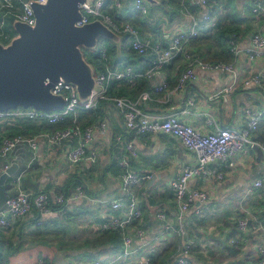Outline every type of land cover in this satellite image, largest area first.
Returning a JSON list of instances; mask_svg holds the SVG:
<instances>
[{
	"label": "crops",
	"instance_id": "1",
	"mask_svg": "<svg viewBox=\"0 0 264 264\" xmlns=\"http://www.w3.org/2000/svg\"><path fill=\"white\" fill-rule=\"evenodd\" d=\"M132 1L121 0L120 7L116 8V16L120 17V22L128 21L133 25L141 40L151 47L170 49L175 33L188 30L192 19L200 22L201 16L204 13L209 15L210 10H213L209 15L211 22L199 25L198 39L205 37L207 32L208 36L213 35L219 23L232 24L234 27L226 60V63L232 64V73L203 69L198 64L208 61L211 53H220L215 42L185 44L180 54L159 69L156 77L147 78L144 73L153 60L150 51L143 55L134 53L135 57H129L127 55L132 51L125 36L117 44L104 41L102 45L106 47L108 66L113 69L130 67L136 74L133 78L111 83L107 94L111 97H128L143 112L173 113L182 122L202 133L214 129V124L206 123L209 116L220 127L241 130L248 122L246 109L261 113L255 129L249 135V142L229 159L233 162L232 166H228L227 161H217L205 165L189 178V188L206 193L207 199L191 203L184 212L183 220L186 235L194 241L190 263L260 264L264 255V182L259 187H253V182L264 173V54L249 57L248 49L252 34L264 35V16L251 9L254 1L264 5V0H211V4L207 3L206 7L195 5L189 0L188 8H195L193 13L184 5L173 13V6L168 1L165 5L159 0L154 4L147 1L148 13L145 16L132 10ZM231 43L237 54L230 51ZM189 60L197 61L194 63L195 79L178 86V76ZM98 62L99 67L94 68L102 71L100 59ZM254 75L259 76L260 84L245 85L244 81ZM161 84L165 85L163 91L156 92L154 88ZM228 87L230 89L226 92ZM76 120L81 128L92 127V140L88 148L97 152L96 162L89 164L80 161L76 165L67 163L66 153L75 146V138L58 144H49L39 139L35 149L17 145L5 158H0V174L5 165H16V171L0 186V207L4 199L15 192L16 187L29 193L43 191L54 197L68 179L78 178L82 184V196L74 198L80 185L72 187L66 196L69 197L68 202L61 209L42 217L41 223L56 226L80 221L83 238L98 235L100 223L109 214V201L119 196L124 197L119 160L124 154L123 143L131 140L137 151V156L130 159L131 170L140 176L151 175L149 179H141L134 189L137 205L142 213L141 224L147 234L158 232L161 223L156 214L162 211L175 227L178 207L169 183L183 169L196 164V154L184 148L176 137L164 133L138 135L127 131L117 110L108 101L99 102L92 110L79 111ZM100 121H104L106 125V131L101 135L96 128ZM44 124L47 123L0 119V142L3 138L16 134L33 137L46 133L35 131ZM117 136L121 138L120 143L115 139ZM253 145L261 149L260 157ZM17 176L19 179L14 180ZM124 210L122 208L110 215L121 217ZM38 218L37 213L31 210L24 217L10 219L8 226L0 228V249L4 243L5 252L10 250L7 247L10 236L18 238L27 230L37 229ZM239 219H245L248 227L243 232L245 241L234 244L230 240L238 233ZM253 226L261 228L254 229ZM135 229L134 224L128 227L132 248L139 244L134 235ZM148 238L146 235L145 242ZM181 243L182 238L179 236L164 234L159 243V253L164 249L177 253ZM157 246L146 243L134 258L143 257ZM38 262L42 263L41 260ZM88 263L89 261H79L74 264ZM31 264L36 263L31 260ZM125 264L138 263L130 260Z\"/></svg>",
	"mask_w": 264,
	"mask_h": 264
},
{
	"label": "built area",
	"instance_id": "2",
	"mask_svg": "<svg viewBox=\"0 0 264 264\" xmlns=\"http://www.w3.org/2000/svg\"><path fill=\"white\" fill-rule=\"evenodd\" d=\"M108 0H88L80 5V19L76 21V26H81L98 19L113 32L120 36H125L128 40L129 48L132 52L143 55L147 52L153 54L152 65L144 73L147 78L156 77L159 74V69L170 61L175 55L182 51V47L199 36V25L210 23L208 13L201 16L200 22L195 19L191 20V26L188 30H181L175 33L171 39V48L160 49L159 47H151L146 41L141 40L138 30L128 21L116 23L110 15L104 12ZM193 4L206 7L208 0H190ZM46 0H0V42L6 45L16 34L13 29V23L19 21L28 26H33L35 16L29 3L44 4ZM112 6L118 8L121 5V0H113ZM252 12L262 14L264 16V5L259 1H254L251 5ZM132 10L136 13L145 16L148 13L147 0H133ZM187 14L188 11L184 10ZM190 15V14H189ZM11 18V23L8 24V19ZM230 51L237 54L235 46L231 43ZM106 47L102 45L100 49L99 59L102 63L103 70L95 71V84L97 88L84 101L80 102L75 94L73 85L58 81L53 85L51 92L53 94H61L65 101L62 109L44 112L32 108H16L8 111H0V119H23L35 121L37 123L57 124L63 121L66 117H71V125L53 132L39 133L33 137H25L22 135H14L5 137L0 142V158H5L17 145H27L31 149H35L39 139L47 141L49 144H58L63 140L75 138L76 144L66 153V160L69 165H76L80 161H85L93 164L97 159V152L88 148L89 142L92 140V127L87 126L81 128L76 120L79 111H89L97 107L99 102L108 101L117 110L118 115L127 131L135 134L147 133H164L176 137L180 143L189 151L196 154V164L191 167H186L179 176L170 181L169 187L173 193L174 200L178 207V213L175 216L176 226L167 218L164 212H158L156 218L161 223L158 232L147 234L144 227H137L134 230L139 244L132 248V238L128 234V227L138 223L141 225L142 213L137 205L134 189L141 179H149L150 174L140 176L131 170L130 159L137 156V151L131 140L123 143V152L119 160L121 168V187L123 195L109 201V214L105 215L104 220L99 225V232L118 231L121 233L122 242L120 250L112 255L111 258L103 257L100 260L90 261L88 264H125L130 260H136L138 264H149V256L153 253H159V243L163 239V235L173 233L182 238V243L179 251L173 255L168 264H189L190 251L194 245V241L189 238L184 229L183 220L184 212L189 205L194 201H205L206 193L189 188L188 180L197 171L210 163L217 161H227L228 166H232L233 162L229 159L233 157L240 149L245 147L249 142V135L255 129L256 124L261 117L260 112H253L248 109L245 114L248 116V122L241 130L224 128L215 124L214 119L209 116L206 123L214 124V129L210 132L202 133L198 129L182 122L177 115L173 113L158 114L143 112L136 106V102L128 97L109 96L107 94L108 87L115 81L133 78L136 74L130 67L122 69H113L108 66ZM264 54V35L254 33L250 37V47L248 49L249 57L261 56ZM189 59V57H187ZM195 60H189L178 76V86H182L186 82L195 79L194 63ZM203 69L211 71H219L222 73H232V64L223 61H206L199 62ZM245 85H259L260 80L258 75L251 76L244 81ZM165 85L161 84L155 87L156 92L163 91ZM230 87L225 91H229ZM167 99V97H166ZM105 122H98L96 127L98 133L104 134L106 131ZM118 143L121 138L115 137ZM8 165H5V170ZM17 176L14 180H18ZM13 180V181H14ZM264 182L263 175L253 182V187H259ZM82 186L77 188L74 198L82 196ZM15 192L6 197L0 207V228H4L10 224V219H17L26 216L31 210H35L40 217L37 224H41L42 217L54 212L50 206L65 205L69 197L56 195L50 197L46 192L39 191L29 193L16 187ZM124 208L121 217L110 215L115 211ZM238 233L232 239L231 243L237 244L244 240L243 232L247 229L248 224L245 219L237 220ZM254 229L261 228L258 226ZM148 235V240L145 242V237ZM245 241V240H244ZM146 243L158 245L156 248L149 250L143 257L135 259L137 251L146 246ZM154 247V246H152ZM151 247V248H152ZM41 262H38L40 264ZM42 264V263H41ZM260 264H264V255L260 259Z\"/></svg>",
	"mask_w": 264,
	"mask_h": 264
},
{
	"label": "water",
	"instance_id": "3",
	"mask_svg": "<svg viewBox=\"0 0 264 264\" xmlns=\"http://www.w3.org/2000/svg\"><path fill=\"white\" fill-rule=\"evenodd\" d=\"M86 1L29 3L35 16L34 25L13 23L16 35L6 45L0 42V111L62 109L63 96L51 92L60 80L74 86L80 102L97 88L96 69L85 60L83 50H95L100 38L117 44L122 36L98 19L76 26L80 5ZM147 1L156 3V0ZM253 148L260 157L261 149L257 145ZM15 171V164L7 167L0 174V186Z\"/></svg>",
	"mask_w": 264,
	"mask_h": 264
},
{
	"label": "trees",
	"instance_id": "4",
	"mask_svg": "<svg viewBox=\"0 0 264 264\" xmlns=\"http://www.w3.org/2000/svg\"><path fill=\"white\" fill-rule=\"evenodd\" d=\"M161 2L162 5L168 4L170 6H173V10L172 12L175 13L177 9L183 8L181 7L182 5H184L186 8H188V4L189 0H159ZM218 2V0H216ZM113 0H108L104 9V12L107 13L108 15H110L112 17V19L116 22V23H120V17L116 16V8L115 7H110L112 6ZM182 2V4H181ZM171 3V4H170ZM208 4H211V0H209ZM190 9V10H189ZM189 12L193 13L195 12V8L194 7H190L188 8ZM213 10L209 11V15L212 14ZM1 15H5V13L0 14ZM119 18V19H118ZM8 24L11 23V18L8 19ZM208 24L203 23L202 25H206ZM234 31V27L232 26V24H225V25H221L220 23L218 24L217 27V31L213 34V35H209V32L205 33V37H202L200 39L195 38L190 42H194L199 43L204 42L205 44H208V42H215L216 46L219 48L220 53L217 54L216 52L211 53V55L209 56L210 59H207L210 62H214V61H224L226 62L227 60V48L229 46L230 40H231V34ZM104 41L109 42L112 44V42L110 40L107 39H103L100 38L98 41V45L97 48L95 50H83V56L85 58V60L87 62H89L93 67L98 68L99 67V55H100V49L102 44L104 43ZM127 56L129 57H135L136 55L134 54V52H130ZM119 97H123V96H119ZM71 117H66L63 121H61L59 124H44L42 126V128H40L41 126H39V129H36L35 131L38 132H53L55 130L58 129H62L66 126L71 125ZM40 130V131H39ZM44 130V131H41ZM37 132V133H38ZM18 135V134H16ZM20 135V134H19ZM14 136V135H13ZM76 185H80L82 186L81 182L79 181L78 178H70L68 179L64 185L62 186V188L60 190L57 191L56 195H63L64 197L67 196V193H69V190L72 187H75ZM1 197V196H0ZM2 198V197H1ZM0 198V199H1ZM2 201V200H1ZM52 208V210L56 211L62 208V206L60 205H54V206H50ZM35 211V210H34ZM36 212V211H35ZM37 213V212H36ZM38 215V213H37ZM39 219V218H38ZM37 219V220H38ZM44 222H42L41 224L37 225V229H40L42 226H45V228L50 227L47 224H43ZM135 227H143V225H139L138 223L134 224ZM121 242H122V236L121 233L118 231H104V232H99L98 235L94 236V237H85L82 238L80 240L79 245L74 248L71 246L72 245L71 242H64L61 241V244L63 245L65 251L67 250V254H74L72 252H74L75 250H83V254L81 259H79L78 261H75V263L79 262V261H95V260H100L101 258L107 256V255H114L115 253H117L120 248H121ZM69 245V246H66ZM22 247V243H18L16 245L15 248V252L20 250V248ZM192 249V248H191ZM176 253L173 252V250L171 249H164L162 250L160 253H153L152 255L149 256L150 262L149 264H168L171 257L173 255H175ZM1 255V254H0ZM10 256H12V253L10 251H7L5 255L0 256L3 260L10 262ZM0 258V259H1ZM33 261L38 264V261L41 260L42 264H54V256L44 250L41 249L38 252H36L35 257L32 256ZM41 264V263H40ZM192 264V263H189Z\"/></svg>",
	"mask_w": 264,
	"mask_h": 264
},
{
	"label": "rangeland",
	"instance_id": "5",
	"mask_svg": "<svg viewBox=\"0 0 264 264\" xmlns=\"http://www.w3.org/2000/svg\"><path fill=\"white\" fill-rule=\"evenodd\" d=\"M81 227L80 221H75L73 224L68 222L56 226L50 225V227L47 228L42 226L40 229H30L21 236L19 235L18 238L10 236L7 241V247L12 253V256H10L11 260L10 262H7L0 257V264H31V260H33L32 256L35 257L36 252L41 249L50 252L54 256V264H74L75 261L81 259L83 250H75L72 252L74 254L68 255L66 253L67 250L65 251L64 249H61L64 248L61 241L71 242L72 245H74L71 247L76 248L79 245L80 240L83 238ZM232 239L233 238H231L230 242ZM20 242L22 243V247L15 252L16 245ZM0 254V256L6 254L4 243L1 246ZM107 256L112 255L110 254Z\"/></svg>",
	"mask_w": 264,
	"mask_h": 264
}]
</instances>
